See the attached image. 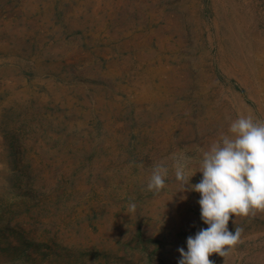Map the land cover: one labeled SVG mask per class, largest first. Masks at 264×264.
Instances as JSON below:
<instances>
[{
	"label": "rangeland",
	"instance_id": "1",
	"mask_svg": "<svg viewBox=\"0 0 264 264\" xmlns=\"http://www.w3.org/2000/svg\"><path fill=\"white\" fill-rule=\"evenodd\" d=\"M241 114L264 121V0H0V264H177L206 225L171 156L194 171ZM237 227L209 259L264 264V211Z\"/></svg>",
	"mask_w": 264,
	"mask_h": 264
},
{
	"label": "clouds",
	"instance_id": "2",
	"mask_svg": "<svg viewBox=\"0 0 264 264\" xmlns=\"http://www.w3.org/2000/svg\"><path fill=\"white\" fill-rule=\"evenodd\" d=\"M171 159L179 183L177 192L199 193L200 219L206 225L186 238V248L177 249V264H214L209 259L213 253L224 257L241 242L243 228L230 231V217L264 211V121L239 115L226 133H221L206 150L201 149L194 171L190 169L191 158L186 155L174 153ZM197 172L201 174L200 180L191 183ZM168 174L166 165H154L147 190H162ZM135 208L132 203L130 210Z\"/></svg>",
	"mask_w": 264,
	"mask_h": 264
},
{
	"label": "bare ground",
	"instance_id": "3",
	"mask_svg": "<svg viewBox=\"0 0 264 264\" xmlns=\"http://www.w3.org/2000/svg\"><path fill=\"white\" fill-rule=\"evenodd\" d=\"M190 8V7H189ZM164 19V18H163ZM216 19V18H215ZM194 22V21H193ZM170 24V23H169ZM215 25V24H214ZM166 26V25H165ZM165 31V30H164ZM165 34H166V32H165ZM160 42V41H159ZM179 42V41H178ZM135 44V43H134ZM166 44V43H165ZM132 45V44H131ZM130 45V46H131ZM133 48V47H132ZM162 52V51H161ZM137 53V52H136ZM155 57V56H154ZM132 58V57H131ZM136 58V57H135ZM127 60V59H126ZM129 60V59H128ZM134 61V60H133ZM131 62V61H130ZM154 62V61H153ZM127 65H129V64H127ZM131 66V65H130ZM129 66V67H130ZM153 66V65H152ZM158 66V65H157ZM125 67V66H124ZM166 67V66H165ZM125 71H127V70H125ZM151 71V70H150ZM164 72V71H163ZM132 74V73H131ZM138 74V73H137ZM157 75V74H156ZM117 76V75H116ZM119 77V76H118ZM149 77V76H148ZM144 78V77H143ZM150 78V77H149ZM122 80V79H121ZM145 80V79H144ZM152 80H154V79H152ZM173 80V79H172ZM146 81V80H145ZM239 83V82H238ZM132 85V84H131ZM159 85V84H158ZM134 86V85H133ZM132 86V87H133ZM136 87V86H135ZM167 88V87H166ZM157 91V90H156ZM150 95H152V94H150ZM153 97V96H152ZM156 97V96H155ZM201 99H202V97H201ZM169 100V99H168ZM208 100V99H207ZM113 107V106H112ZM211 115V114H210ZM204 116V115H203ZM206 118V117H205ZM216 122V121H215ZM220 127V126H219ZM213 140V139H212Z\"/></svg>",
	"mask_w": 264,
	"mask_h": 264
}]
</instances>
